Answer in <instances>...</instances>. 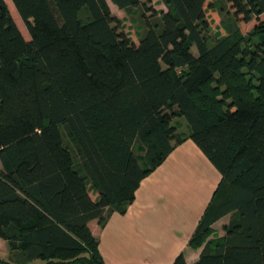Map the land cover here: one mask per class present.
Here are the masks:
<instances>
[{"label": "trees", "instance_id": "1", "mask_svg": "<svg viewBox=\"0 0 264 264\" xmlns=\"http://www.w3.org/2000/svg\"><path fill=\"white\" fill-rule=\"evenodd\" d=\"M11 1L29 35L0 0L9 249L29 264H105L89 222L126 212L141 180L192 138L222 174L190 240L202 247L193 264H264V0H230L225 19L223 0ZM110 1L139 19V41ZM252 19L244 33L238 21ZM218 21L225 33L212 36ZM226 215L219 236L212 225Z\"/></svg>", "mask_w": 264, "mask_h": 264}, {"label": "crops", "instance_id": "2", "mask_svg": "<svg viewBox=\"0 0 264 264\" xmlns=\"http://www.w3.org/2000/svg\"><path fill=\"white\" fill-rule=\"evenodd\" d=\"M110 6L120 17L118 6L111 1ZM221 178L202 149L192 138H186L141 180L126 212L114 211L104 225L97 219L89 222L104 263L173 264L184 253L186 263L193 264L202 247H194L190 240ZM89 191L93 198L98 196L92 188ZM227 216L212 225L219 236L224 233L218 224H226ZM0 258L29 264L23 253L11 251L1 237Z\"/></svg>", "mask_w": 264, "mask_h": 264}, {"label": "rangeland", "instance_id": "3", "mask_svg": "<svg viewBox=\"0 0 264 264\" xmlns=\"http://www.w3.org/2000/svg\"><path fill=\"white\" fill-rule=\"evenodd\" d=\"M7 2V5L9 7V10L12 14V16L14 17L16 23L18 24V26L20 27V29L22 30L23 34L25 35V37H28V32L26 31V28L23 24V21L21 20L13 2L11 0H6ZM223 5L225 6V10H224V15L222 16L223 19L226 18V15H229V16H233V12L235 11V8L232 6V2H230V0H223ZM151 6L153 7V9H166V6L164 5V3L160 2V0H154V2L151 4ZM150 10V11H147V15H150L151 12L153 11ZM116 12L120 15V18H122L123 20V24H124V30L127 31L130 36L133 38V40H137L139 41V36L137 34L141 33V29H140V26H139V19L132 15L131 13H127L125 10H119L118 8H116ZM256 23V20L255 19H252L251 21L249 22H245L243 20H239L237 24L240 25V28L241 30L246 33L248 32ZM218 32H221L222 34L225 33L222 25H219V21L216 23V22H213L212 26H211V35L214 36L215 34H217ZM193 51L197 53V49L196 47L194 46L193 47ZM185 119L182 117L179 119V122H180V126H183L185 127ZM61 128L63 129V125H61ZM1 165V163H0ZM92 190H94L93 192H95V189L93 188V186H91ZM93 194V193H92ZM226 219H229V216H227ZM218 229L224 233V230H223V225L222 224H218ZM76 263H79V262H76Z\"/></svg>", "mask_w": 264, "mask_h": 264}]
</instances>
